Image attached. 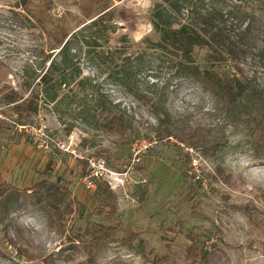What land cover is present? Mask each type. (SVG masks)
Segmentation results:
<instances>
[{
  "label": "rangeland",
  "instance_id": "obj_1",
  "mask_svg": "<svg viewBox=\"0 0 264 264\" xmlns=\"http://www.w3.org/2000/svg\"><path fill=\"white\" fill-rule=\"evenodd\" d=\"M27 1L25 8L21 0H0V185L55 181L74 212L63 234L31 210L15 214L21 232L0 223V264H82L78 245L69 248L66 237L86 239L92 223L117 227L97 264H152L122 243L131 231L150 260L168 253L175 264H187L191 235L216 244L210 264H264V158L252 152L245 115L252 109L227 116L223 103L181 78L151 24L163 0H111L90 17L82 0ZM222 1L256 17V36L244 40L250 53L240 70L230 61L208 65L206 48L195 47L193 59L247 77L251 91L264 97V0ZM62 32L70 45L60 54L53 37ZM45 72L51 81H38ZM28 99L36 112L19 117L15 106ZM113 115L123 130L109 128ZM189 138L218 147L204 151L183 140ZM89 158L113 172L110 182L104 177L87 186ZM103 182L112 195L110 219L104 216L110 206L97 209L102 194L95 189ZM8 235L41 256L17 257Z\"/></svg>",
  "mask_w": 264,
  "mask_h": 264
},
{
  "label": "trees",
  "instance_id": "obj_2",
  "mask_svg": "<svg viewBox=\"0 0 264 264\" xmlns=\"http://www.w3.org/2000/svg\"><path fill=\"white\" fill-rule=\"evenodd\" d=\"M21 1L26 8L28 1ZM110 1L82 0L81 10L84 17H90L94 10L98 11V14L106 11ZM241 5L232 3L227 7L222 0H163L153 8L151 24L159 35L157 45L176 57L174 67L177 73L181 74V78L198 83L211 96L223 103L227 116L248 105L251 107L252 110L245 115L246 123L251 127L252 152L256 157L264 158V97L251 91V83L247 82L251 80L247 77L237 72L232 73L230 69L216 70L208 66H200L193 59L195 47L206 48L205 59L208 65L230 61L240 70L238 65L241 59L250 53L247 43L245 49L244 40L254 39L256 36L254 33L256 17L252 13L240 11ZM236 15H238V26L235 30H231L229 21ZM66 38V32H62L59 37L55 35L53 37V43L60 48V54L69 49L70 41ZM67 66L65 64L63 68ZM49 72L41 75L38 81H51ZM121 80L123 79H119V84L123 85L124 82ZM15 110L19 117L24 115L28 119L36 112V103L33 99H28L16 105ZM107 124L109 128L115 125L116 130L125 128L121 117L117 115H113ZM183 140L193 143L195 147L204 151L216 150L218 147L217 143L204 139ZM216 170L221 175L222 168L217 166ZM95 190L102 194L98 212H103L106 206H110L104 212L106 219H110L114 207L109 201L112 195L108 191L107 184L105 182L97 184ZM65 193L66 191L58 183L47 179L39 180L29 188L23 189L0 185V223L12 226L21 232L22 227L15 214L21 210H31L41 215L47 228L63 234L66 231L65 220L74 212ZM116 234L117 227L113 224L92 223L86 239H77L75 243V236L68 235L66 242L69 248L78 245L83 254L82 264H97L106 246L115 239ZM187 236L190 239V244L184 249L187 264H210L215 255L216 244L204 245L194 236ZM121 241L128 248L135 247L137 252L152 264H175L168 253L150 260L145 254V243L138 232H129ZM7 242L14 248L19 258L34 259L41 256L25 245H18L10 235L7 236ZM166 247L169 250V245ZM62 252L63 250L58 251L56 257H60ZM49 258L51 262L54 261L52 254L48 255L47 259ZM67 258L70 261L69 256Z\"/></svg>",
  "mask_w": 264,
  "mask_h": 264
},
{
  "label": "built area",
  "instance_id": "obj_3",
  "mask_svg": "<svg viewBox=\"0 0 264 264\" xmlns=\"http://www.w3.org/2000/svg\"><path fill=\"white\" fill-rule=\"evenodd\" d=\"M88 164H89V168H90L89 173L83 178H84V180H86L87 186L89 188L94 189V182L93 181L97 180L99 178L105 177V180H107L108 182H110L112 180L113 172H110L109 170H107L101 162H99L98 160H95V158H89Z\"/></svg>",
  "mask_w": 264,
  "mask_h": 264
}]
</instances>
